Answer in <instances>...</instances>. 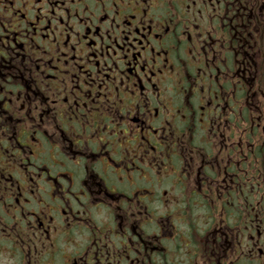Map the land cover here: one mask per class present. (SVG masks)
Wrapping results in <instances>:
<instances>
[{
	"label": "flooded vegetation",
	"instance_id": "af4514ba",
	"mask_svg": "<svg viewBox=\"0 0 264 264\" xmlns=\"http://www.w3.org/2000/svg\"><path fill=\"white\" fill-rule=\"evenodd\" d=\"M0 264H264V0H0Z\"/></svg>",
	"mask_w": 264,
	"mask_h": 264
}]
</instances>
